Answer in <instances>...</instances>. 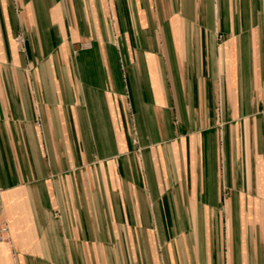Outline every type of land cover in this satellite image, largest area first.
Masks as SVG:
<instances>
[{"label": "crops", "instance_id": "obj_1", "mask_svg": "<svg viewBox=\"0 0 264 264\" xmlns=\"http://www.w3.org/2000/svg\"><path fill=\"white\" fill-rule=\"evenodd\" d=\"M0 264H264V0H0Z\"/></svg>", "mask_w": 264, "mask_h": 264}, {"label": "built area", "instance_id": "obj_2", "mask_svg": "<svg viewBox=\"0 0 264 264\" xmlns=\"http://www.w3.org/2000/svg\"><path fill=\"white\" fill-rule=\"evenodd\" d=\"M1 231L3 232V231H5V229H2Z\"/></svg>", "mask_w": 264, "mask_h": 264}]
</instances>
